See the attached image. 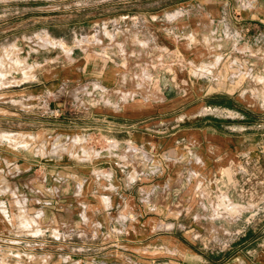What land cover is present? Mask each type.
Here are the masks:
<instances>
[{"label": "crops", "instance_id": "1", "mask_svg": "<svg viewBox=\"0 0 264 264\" xmlns=\"http://www.w3.org/2000/svg\"><path fill=\"white\" fill-rule=\"evenodd\" d=\"M96 2L1 38L0 264H264V0Z\"/></svg>", "mask_w": 264, "mask_h": 264}, {"label": "rangeland", "instance_id": "2", "mask_svg": "<svg viewBox=\"0 0 264 264\" xmlns=\"http://www.w3.org/2000/svg\"><path fill=\"white\" fill-rule=\"evenodd\" d=\"M113 1V0H109ZM116 13H122L129 5L135 11L155 10L158 7L174 5L190 0H114ZM105 2L96 0H0V44L3 36H8L6 43L18 45L36 43L42 48L65 47L67 42L76 41L82 44L83 40L78 35L84 29V21L91 15L104 11H111V5H101ZM121 6V9L118 8ZM19 38V39H18ZM4 42V41H3ZM27 47V46H26ZM7 52V51H4ZM2 54L0 51V58ZM16 65L20 61H13ZM0 61V70H4ZM11 69L12 66L9 65ZM1 78V73H0ZM230 219H235V214L250 207L246 205L223 203ZM235 210L233 214L231 211ZM218 217V215H217ZM226 232H228L226 230Z\"/></svg>", "mask_w": 264, "mask_h": 264}]
</instances>
